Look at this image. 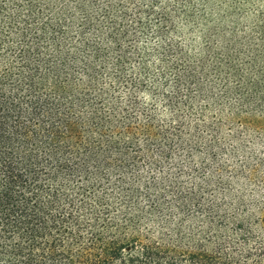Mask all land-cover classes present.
Returning <instances> with one entry per match:
<instances>
[{"label": "trees", "instance_id": "trees-1", "mask_svg": "<svg viewBox=\"0 0 264 264\" xmlns=\"http://www.w3.org/2000/svg\"><path fill=\"white\" fill-rule=\"evenodd\" d=\"M0 264H264V0H0Z\"/></svg>", "mask_w": 264, "mask_h": 264}, {"label": "rangeland", "instance_id": "rangeland-1", "mask_svg": "<svg viewBox=\"0 0 264 264\" xmlns=\"http://www.w3.org/2000/svg\"><path fill=\"white\" fill-rule=\"evenodd\" d=\"M238 20L240 21V18Z\"/></svg>", "mask_w": 264, "mask_h": 264}]
</instances>
